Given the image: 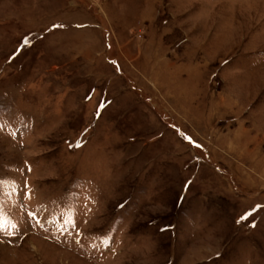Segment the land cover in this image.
Here are the masks:
<instances>
[{
    "label": "rangeland",
    "instance_id": "1",
    "mask_svg": "<svg viewBox=\"0 0 264 264\" xmlns=\"http://www.w3.org/2000/svg\"><path fill=\"white\" fill-rule=\"evenodd\" d=\"M0 264H264V0H0Z\"/></svg>",
    "mask_w": 264,
    "mask_h": 264
},
{
    "label": "snow or ice",
    "instance_id": "2",
    "mask_svg": "<svg viewBox=\"0 0 264 264\" xmlns=\"http://www.w3.org/2000/svg\"><path fill=\"white\" fill-rule=\"evenodd\" d=\"M54 27H62V25H54ZM28 43H29V41L27 39H25L24 44L27 45ZM101 107H103V104H101ZM77 146H79V145H77ZM255 210L256 209H253L252 211L245 213L243 216L240 217V219L237 221V223H240L241 221L247 220L248 217L251 216L252 212L255 211ZM255 226H256L255 224L251 225V227H255Z\"/></svg>",
    "mask_w": 264,
    "mask_h": 264
}]
</instances>
